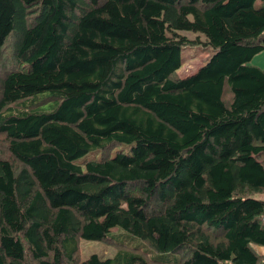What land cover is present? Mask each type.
Masks as SVG:
<instances>
[{"label":"trees","instance_id":"trees-1","mask_svg":"<svg viewBox=\"0 0 264 264\" xmlns=\"http://www.w3.org/2000/svg\"><path fill=\"white\" fill-rule=\"evenodd\" d=\"M263 50L264 0H0V264H264Z\"/></svg>","mask_w":264,"mask_h":264},{"label":"rangeland","instance_id":"rangeland-1","mask_svg":"<svg viewBox=\"0 0 264 264\" xmlns=\"http://www.w3.org/2000/svg\"><path fill=\"white\" fill-rule=\"evenodd\" d=\"M184 34L191 40H194L196 38L195 35L192 33H184ZM262 53L263 52H261L260 55L259 54L255 55L251 59L249 64L250 65H253V64L261 65V63L259 62V59L264 57V53L263 54ZM210 54H211V49L201 46V45H198V46L196 45L192 47H184L182 50V64H181L180 69L177 71V75L182 78V77H186L188 75L195 73L198 70V68H200L206 62ZM261 66H264V65H261ZM117 147H114L116 148L115 150L117 151L122 150L126 154L129 153V148H128L129 146L120 145V147L119 146ZM109 154L110 156H113L114 149L109 151ZM84 158H89L91 160L93 159L98 160L100 158V152L99 151L90 152ZM257 197L262 198L260 195H258ZM110 235L114 237L116 236L115 239L118 240V242L126 243L130 246H135L139 248L140 250L146 249V247L144 246L145 244L142 241L132 237L131 235L125 233L119 228H114ZM115 251H116V247L113 246L112 244H106L104 242L102 243V242H97V241L81 240L79 258L80 260L84 261L91 254H97L100 258H108V257H112ZM255 251L259 255H264V247L257 246L255 247ZM147 255L157 261H162V260L165 261V263L163 264H175L173 262V259L178 256L175 254L158 253L153 250L148 251Z\"/></svg>","mask_w":264,"mask_h":264},{"label":"crops","instance_id":"crops-1","mask_svg":"<svg viewBox=\"0 0 264 264\" xmlns=\"http://www.w3.org/2000/svg\"><path fill=\"white\" fill-rule=\"evenodd\" d=\"M263 53H264V50L262 51ZM262 53V54H263ZM261 53H259V55H260ZM258 55V56H259ZM259 62L261 63V65H264V57H262V58H260L259 59ZM261 65H259V64H253V66H256V67H258V68H260V69H264V66H261ZM264 256V255H263Z\"/></svg>","mask_w":264,"mask_h":264},{"label":"built area","instance_id":"built-area-1","mask_svg":"<svg viewBox=\"0 0 264 264\" xmlns=\"http://www.w3.org/2000/svg\"><path fill=\"white\" fill-rule=\"evenodd\" d=\"M262 221H264V215L262 216Z\"/></svg>","mask_w":264,"mask_h":264},{"label":"bare ground","instance_id":"bare-ground-1","mask_svg":"<svg viewBox=\"0 0 264 264\" xmlns=\"http://www.w3.org/2000/svg\"><path fill=\"white\" fill-rule=\"evenodd\" d=\"M257 196H258V194H257ZM264 222V221H263Z\"/></svg>","mask_w":264,"mask_h":264}]
</instances>
